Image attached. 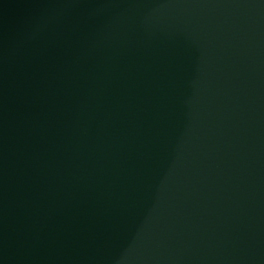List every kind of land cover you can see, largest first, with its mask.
Wrapping results in <instances>:
<instances>
[{"label":"water","instance_id":"water-1","mask_svg":"<svg viewBox=\"0 0 264 264\" xmlns=\"http://www.w3.org/2000/svg\"><path fill=\"white\" fill-rule=\"evenodd\" d=\"M0 264H264V0H0Z\"/></svg>","mask_w":264,"mask_h":264}]
</instances>
